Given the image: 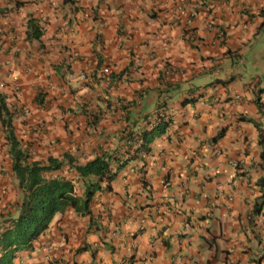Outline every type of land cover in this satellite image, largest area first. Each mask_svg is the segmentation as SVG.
I'll return each mask as SVG.
<instances>
[{"label": "crops", "instance_id": "crops-1", "mask_svg": "<svg viewBox=\"0 0 264 264\" xmlns=\"http://www.w3.org/2000/svg\"><path fill=\"white\" fill-rule=\"evenodd\" d=\"M0 95L28 162L121 156L169 122L13 264H264V0H0ZM12 176L0 122V216Z\"/></svg>", "mask_w": 264, "mask_h": 264}, {"label": "trees", "instance_id": "trees-1", "mask_svg": "<svg viewBox=\"0 0 264 264\" xmlns=\"http://www.w3.org/2000/svg\"><path fill=\"white\" fill-rule=\"evenodd\" d=\"M28 26L32 27L31 21ZM29 36L38 38L39 32ZM258 107L261 109L260 105ZM13 117L14 112L0 98V122L9 146L12 177L22 191L17 215L0 216V225L5 227L4 231L0 230V264H13L17 252L31 249L32 243L47 231L56 214L61 215L70 208L76 213L89 215V205L94 194L101 189L100 184L105 183V190H109L118 171L130 160L139 158L141 153H149L154 139L168 127V121L159 119L152 130L141 129L139 147L135 142L131 144L132 132H128L125 134L126 148L121 156L105 153L85 164H76L69 155H64L61 160L49 158L46 163H41L28 162V153L20 149L12 125ZM263 142L264 130L260 135V143ZM63 165H67L77 179L82 180L84 199L80 200L75 195L73 180L56 174ZM258 209L259 205L255 204L254 211Z\"/></svg>", "mask_w": 264, "mask_h": 264}, {"label": "clouds", "instance_id": "clouds-1", "mask_svg": "<svg viewBox=\"0 0 264 264\" xmlns=\"http://www.w3.org/2000/svg\"><path fill=\"white\" fill-rule=\"evenodd\" d=\"M209 27V29L210 30H212L213 29V27H211L210 25L208 26ZM220 37L221 38H224V34L222 33V32H220ZM167 71H166V74H171V73H174L175 72V68H173L172 66H168L167 68ZM162 111H163V108L162 107H158L157 108V113H156V117H151V121L150 122H148V118H150V117H147L146 119H145V121H144V124H143V129L144 130H147V131H149V130H152L153 128H155V126H156V124H157V120H164V121H168V119H166L165 117H164V115L162 114ZM169 123V122H168ZM140 132H141V130H139V131H137L133 136H132V138H131V144L133 143V142H135L136 143V145H137V147H139V145L141 144L140 142H141V139H140ZM141 156H143V155H145V153H141L140 154ZM85 164V163H84ZM233 166H236V164H233ZM72 180V179H71ZM80 179H77V177L75 176V178L73 179V183H74V193H75V195L77 196V191H76V189H75V183H77L78 181H79ZM81 182H82V180H80ZM78 197V196H77ZM17 215V214H16ZM57 215V214H56ZM84 216H86V215H84ZM13 217H15V216H13ZM6 225V224H5ZM7 226H8V224H7ZM3 228H5L4 227V225H0V230L2 231L3 230ZM48 230V229H47ZM4 231V230H3ZM46 232V231H45Z\"/></svg>", "mask_w": 264, "mask_h": 264}, {"label": "built area", "instance_id": "built-area-1", "mask_svg": "<svg viewBox=\"0 0 264 264\" xmlns=\"http://www.w3.org/2000/svg\"><path fill=\"white\" fill-rule=\"evenodd\" d=\"M84 78H85V75H84V74H81V75L78 77L79 80H83ZM147 120H148V122H150V121H151V117L148 118Z\"/></svg>", "mask_w": 264, "mask_h": 264}, {"label": "rangeland", "instance_id": "rangeland-1", "mask_svg": "<svg viewBox=\"0 0 264 264\" xmlns=\"http://www.w3.org/2000/svg\"><path fill=\"white\" fill-rule=\"evenodd\" d=\"M262 66H260V68H261ZM8 107V106H7ZM11 111H13L12 109H10Z\"/></svg>", "mask_w": 264, "mask_h": 264}]
</instances>
